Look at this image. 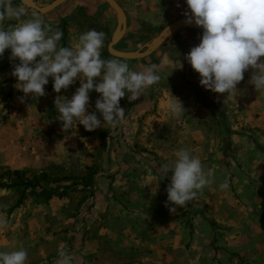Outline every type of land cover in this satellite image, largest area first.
Masks as SVG:
<instances>
[{"label":"rangeland","instance_id":"obj_1","mask_svg":"<svg viewBox=\"0 0 264 264\" xmlns=\"http://www.w3.org/2000/svg\"><path fill=\"white\" fill-rule=\"evenodd\" d=\"M32 1L43 9L55 0ZM142 1L150 0L137 2ZM156 2L160 13L157 24L147 31L143 27V34L148 32L149 37L132 39L126 43L129 47L118 43L114 50L141 54L172 24L169 12L159 9L161 0ZM12 5L24 9L22 20L35 14L50 27L51 16H64L67 47L75 45L88 30L104 32L101 54L107 51L112 35L110 28L100 23L111 25L113 31L118 25L111 17L116 14L103 0H68L51 11V16V12L46 14L48 22L43 19L46 15L36 13L21 0H12ZM126 10L133 9L126 6ZM18 23L11 18L3 26L11 28ZM136 27L128 29V36L135 35ZM201 35L176 31L149 57L122 60L134 71L155 65L160 80L136 101H129L127 94L120 99L126 117L123 123L112 127L104 122L91 132L82 125L64 131L57 119L56 98L70 99L80 86L79 78L60 93L53 91L49 78L44 96H25L14 87L16 78L11 75L18 61L10 60V50H5L0 57V170H17L28 176L45 174L57 180L47 187L68 189L62 199L46 204L27 201L13 212L8 211L13 196L0 192V216L6 219L0 226V252L23 248L28 254L26 264H57L61 250L71 256L72 264H176L162 259L164 251L158 261L149 257L152 250L146 253L142 241L174 242L177 254H189L193 240H197L214 249L213 257L203 252L199 263L214 264L219 262L216 258L224 243H240V226H246L247 233L258 237L264 254V90L257 91L244 80L253 75L251 68L237 85L234 99L201 86L198 73L185 59ZM180 39L185 42L182 53L181 44L175 45ZM172 96L185 108L180 118L167 111ZM98 98L94 90L89 93L88 113L96 112ZM96 115L102 120L99 112ZM182 148L201 159L210 174L209 183L187 207L170 213L166 187L171 172L159 180V170L161 165L171 164L175 152ZM89 170L91 184L81 182ZM225 181L229 188L222 190L219 186ZM233 255L235 264L242 263L239 254Z\"/></svg>","mask_w":264,"mask_h":264},{"label":"clouds","instance_id":"obj_2","mask_svg":"<svg viewBox=\"0 0 264 264\" xmlns=\"http://www.w3.org/2000/svg\"><path fill=\"white\" fill-rule=\"evenodd\" d=\"M188 12L185 23L195 24L203 29L200 42L187 53L185 59L199 75V84L206 90L237 96V85L244 79V73L254 69L250 83L257 91L264 90V0H184ZM23 8H15L12 0H0V57L10 50L14 65L12 76L14 87L32 98L45 95V86L52 79L56 93L66 90L77 78L80 86L70 99L58 96L55 100L57 119L62 129L69 131L75 125H82L86 131H94L106 122L112 127L123 123L125 110L119 106L127 94L129 101H136L145 89L160 80L155 65L143 66L142 71L129 68L127 62L119 59H102L105 33L95 29L82 33L78 42L61 46L63 32L53 30L43 20L33 15L21 19ZM15 18L19 23L5 28L6 19ZM181 67V65H180ZM95 91L96 112L88 113L89 93ZM225 96V97H226ZM173 97V96H172ZM23 100V97H21ZM167 111L173 118L185 115L182 102L173 97L167 103ZM171 164H163L159 170L162 180L171 172L166 187L170 213L177 207L188 206L197 192L209 183L202 161L187 149H179ZM228 189L227 181L220 184ZM158 183L153 187V194ZM6 219L0 216V226ZM27 251L23 248L11 252H0V264H26ZM57 264H72L71 256L64 250L58 253Z\"/></svg>","mask_w":264,"mask_h":264},{"label":"crops","instance_id":"obj_3","mask_svg":"<svg viewBox=\"0 0 264 264\" xmlns=\"http://www.w3.org/2000/svg\"><path fill=\"white\" fill-rule=\"evenodd\" d=\"M122 3H117L121 9L123 10L126 19H127V27H126V32L123 35V37L118 41V43H125L126 46H130V44H126L127 42H130L132 39L133 40H142L148 36V32H145L143 34V27L147 31L146 28L149 27H154L157 24L156 18L160 15V13L157 12L158 7H157V0H150L148 1H142V3H138L137 1L140 0H121ZM151 2V3H150ZM134 6H136L135 9ZM126 6L132 8V12L127 13L126 11ZM166 10L169 12L168 20L169 23H174L175 20H181V19H186L185 13L188 12L189 10L187 9V6L184 2V0H161V4L159 9ZM56 11V10H54ZM53 11V12H54ZM53 12L49 13L48 15L51 16ZM48 15L45 16V21L48 22ZM49 24L52 27H55L58 25L60 20L64 19V16H59V18L56 16H51ZM107 17V16H106ZM111 17L113 19H117L114 14H111ZM48 19V20H47ZM132 19V20H131ZM174 20V21H173ZM176 22V21H175ZM100 23V22H99ZM102 25L101 27L103 28H110V35L113 36L115 31L112 30L111 25L107 23H100ZM132 25H136L135 30V35L130 37L128 36L130 27ZM182 31V30H179ZM190 31V30H189ZM183 33V32H181ZM180 36H182L180 34ZM170 37V36H169ZM112 38V37H111ZM111 40V39H110ZM179 41L175 45H180V53L184 50L182 45H185L184 39L176 40ZM181 41V42H180ZM116 43V44H118ZM115 44V45H116ZM133 45H135L133 43ZM115 47V46H114ZM130 50V49H129ZM164 55V54H163ZM181 55V54H180ZM182 57V56H181ZM252 77V76H251ZM246 82H250L251 78L247 80V77L244 79ZM241 225V224H240ZM163 231H161L162 233ZM156 233H159L157 231ZM248 234V235H245ZM148 241V242H147ZM147 241H142L141 247L143 250L146 251V253H150V250H152V254L149 257H153V259H156L158 261L161 258L160 253H165V257L162 259H166L167 261H172L177 262L176 264H200L199 263V258L202 256L203 252L205 253L204 256L208 257H213L214 254V249H209L205 245L207 244H200V241L197 242V240H193L191 246H190V253L185 254L181 252L178 256V254L175 252V243L174 242H163L159 244V242H154L152 244H149V240ZM160 245V246H159ZM170 246H172L170 248ZM263 246V245H262ZM205 247V248H204ZM224 248L221 250V254L216 258L219 262L215 261L214 264H235V261L237 262L236 258H233L234 254H239L240 255V264H264V254H262L261 249H263L259 243L258 237H253V233L249 234L247 233L246 226H240V243L238 241H229L226 244L222 245ZM264 247V246H263ZM166 248V250H164ZM149 251V252H148ZM212 251V254L210 253ZM230 252V255H229ZM160 255V257L158 256ZM204 264V263H202ZM212 264V263H210Z\"/></svg>","mask_w":264,"mask_h":264},{"label":"trees","instance_id":"obj_4","mask_svg":"<svg viewBox=\"0 0 264 264\" xmlns=\"http://www.w3.org/2000/svg\"><path fill=\"white\" fill-rule=\"evenodd\" d=\"M66 25L65 19H62L58 25L51 27L53 30L59 29L63 32L60 44L65 47H67ZM101 57L105 60L113 59L108 55L106 50L103 51ZM92 179V171L89 170L88 175L83 178L81 182L91 184ZM55 183H57V180H51L45 174H41L40 176H28L25 172L17 170H10L7 168L0 170V192L7 191L13 196V203L8 208L9 212L21 208L27 201L34 202L35 204H46L53 199H62L66 196L68 187H47V185Z\"/></svg>","mask_w":264,"mask_h":264},{"label":"water","instance_id":"obj_5","mask_svg":"<svg viewBox=\"0 0 264 264\" xmlns=\"http://www.w3.org/2000/svg\"><path fill=\"white\" fill-rule=\"evenodd\" d=\"M68 0H55L52 2L49 6L41 9L39 8L36 3L32 0H21V2L31 8L33 11L40 15H46L47 13L55 10L57 7L61 6ZM108 7L114 11L117 17V29L115 33L113 34L108 46H107V52L108 54L115 59L119 60H125V61H139L143 60L147 57H149L151 54H153L163 43V41L168 38L170 35H172L174 32L179 30H191L196 32H201L203 29L201 27L196 26L193 24H186L184 21L185 19L178 20L170 25H168L166 28H164L158 36L150 43L148 48L141 54L138 53H125V52H118L114 50V46L118 41L123 37V35L126 32L127 27V19L126 16L121 9V7L117 4L115 0H103Z\"/></svg>","mask_w":264,"mask_h":264}]
</instances>
